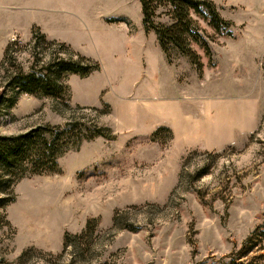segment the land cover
Segmentation results:
<instances>
[{
	"label": "rangeland",
	"instance_id": "obj_1",
	"mask_svg": "<svg viewBox=\"0 0 264 264\" xmlns=\"http://www.w3.org/2000/svg\"><path fill=\"white\" fill-rule=\"evenodd\" d=\"M212 1L231 34L191 14L202 38L188 48L200 67L175 46L163 51L140 0H101L115 21L94 41L68 33L100 65L67 74L69 106L7 86L66 49L33 28L0 42L1 135L70 120L106 127L60 156L55 171L28 169L0 192L12 197L0 264H73L65 235L88 221L91 250L75 264H264V0ZM170 9L161 4L155 22L172 24Z\"/></svg>",
	"mask_w": 264,
	"mask_h": 264
},
{
	"label": "trees",
	"instance_id": "obj_2",
	"mask_svg": "<svg viewBox=\"0 0 264 264\" xmlns=\"http://www.w3.org/2000/svg\"><path fill=\"white\" fill-rule=\"evenodd\" d=\"M140 3L144 28L146 31L155 32L163 51L169 53L170 46H175L200 67L199 56L188 48L190 40L198 41L202 38L197 21L191 14L195 13L208 20L218 32H222L221 24H223L225 33L231 34L230 22L222 18L212 0H140ZM161 4L171 6L173 23L168 26L157 24L154 20ZM32 32L35 36L37 35L36 39H44L51 44L58 43L61 48L69 52V56L62 57L55 54L47 64L41 67L32 66L27 72L19 70L9 77L7 86H12L17 92L49 96L58 100L64 99L65 104L69 106L67 103L70 95L69 86L64 82L67 74L87 76L100 65L74 50L67 43L48 39L37 26L33 27ZM203 46L209 53L210 47L204 39ZM93 109L99 110L96 107ZM84 124L77 120H70L57 125L40 124L19 134H0V192L5 193L14 184L15 178L28 169L33 174L55 171L58 167V159L66 151L78 147L84 140L106 135L104 132L106 127L99 126L97 123H92L90 126ZM10 201H12L10 195H0V225L7 224L3 208ZM95 230L96 225L88 221L82 233L65 235L64 251L68 247L74 249L73 264L79 259L86 260V254L91 250L89 238ZM29 252H24L22 258Z\"/></svg>",
	"mask_w": 264,
	"mask_h": 264
},
{
	"label": "crops",
	"instance_id": "obj_3",
	"mask_svg": "<svg viewBox=\"0 0 264 264\" xmlns=\"http://www.w3.org/2000/svg\"><path fill=\"white\" fill-rule=\"evenodd\" d=\"M0 21L4 26L0 30V42L3 44L14 32L28 36L37 26L48 39L65 42L87 55L76 47L68 33L94 41L100 34V28L115 20L103 14L101 0H0ZM116 28L127 39L130 30L126 32L122 25ZM124 39L126 55L130 58L128 39Z\"/></svg>",
	"mask_w": 264,
	"mask_h": 264
}]
</instances>
